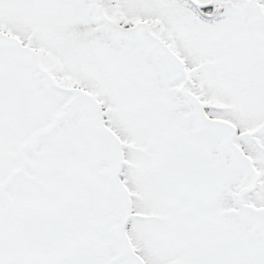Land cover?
Wrapping results in <instances>:
<instances>
[{
    "label": "snow or ice",
    "instance_id": "1",
    "mask_svg": "<svg viewBox=\"0 0 264 264\" xmlns=\"http://www.w3.org/2000/svg\"><path fill=\"white\" fill-rule=\"evenodd\" d=\"M0 264H264V0H0Z\"/></svg>",
    "mask_w": 264,
    "mask_h": 264
}]
</instances>
